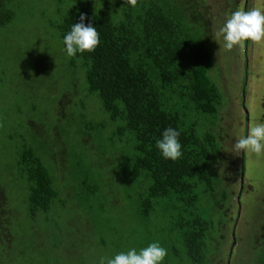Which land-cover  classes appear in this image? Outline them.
Segmentation results:
<instances>
[{
    "label": "trees",
    "instance_id": "16d2710c",
    "mask_svg": "<svg viewBox=\"0 0 264 264\" xmlns=\"http://www.w3.org/2000/svg\"><path fill=\"white\" fill-rule=\"evenodd\" d=\"M18 1L0 0V31L13 21ZM244 1L245 9L255 3ZM71 5L65 10L59 2L60 19L51 25L63 59L35 53L10 79L17 97L11 114L0 119L11 142L8 152L4 146L0 150V264L30 262L27 256L34 255L49 264L67 237L84 239L82 232L74 233L77 223L62 227L61 217L51 221L49 215L82 209V201L96 198L101 187L115 195L112 211L130 206L142 219L168 212V233L177 236L187 261L204 264L212 220L202 215L198 203L206 199L213 213L227 217L236 209L242 212L247 191L242 178L236 208L225 209L224 200L219 201L223 179L209 167L211 156L222 148L213 130L202 131L207 124L214 127L213 120L220 123L224 109L222 93L210 78L215 25L207 0H136L135 6L125 0H83L81 6ZM81 13L85 24L97 29L100 43L93 52L67 57L62 38ZM250 49H240L246 56L243 93L252 74ZM245 116L250 124L251 113ZM168 126L180 132L182 156L176 161L163 159L155 148ZM240 155L244 161L245 154ZM221 192L226 200L228 193ZM90 210H83L86 219ZM240 220L238 215L233 222ZM113 232L118 238L119 231ZM54 235V247L39 250V239L44 243ZM261 251L257 262L264 264ZM55 258L62 264V254Z\"/></svg>",
    "mask_w": 264,
    "mask_h": 264
},
{
    "label": "rangeland",
    "instance_id": "374dc122",
    "mask_svg": "<svg viewBox=\"0 0 264 264\" xmlns=\"http://www.w3.org/2000/svg\"><path fill=\"white\" fill-rule=\"evenodd\" d=\"M230 1L207 0L215 25L212 28L214 56L210 78L222 93L221 108L224 110L221 112L220 123L219 120H213L216 125L213 127L207 124V128L202 133L213 130L212 134L217 137V146L222 148L219 155L211 156L209 167L213 173L220 174L221 180L223 179V183L219 186V201L224 200L225 209L236 208L242 176L247 191L240 202L242 212L236 209V214H229L227 217L224 212L213 213L209 207L211 204L206 199L198 203L202 215L212 220L206 246L208 256L204 264H259L257 261L262 254L261 250L264 251V156L245 154V172L241 174L244 161L240 152L233 151V144L238 138L247 134L246 128L248 129L249 123L245 116L246 111L251 113L252 124L263 122L264 119V42L253 44L245 41L242 44L251 48L247 59L252 65L250 84L244 94L242 90L244 74H241L246 56L240 54L241 46L233 47L231 50L225 49L219 31L226 14L237 8H243L245 2L234 0L232 5ZM59 2L64 4L65 10H68V5L72 4L69 8H73L83 4V0H19L12 8L15 13L13 21L1 29L0 119L10 115L15 105L17 96L14 94L10 80L13 79L15 68L24 67L25 61H28L32 55L36 53L37 56L44 51L48 52L46 53L48 59L52 58L53 61L63 59L59 40L51 29L52 23L60 19L57 13ZM251 4L264 8V0H255V3ZM30 60H34V57ZM58 72L59 70L56 69L55 73ZM6 127L8 126L0 129V145H2L0 150L4 146L3 151L8 152L11 149V142L7 137L9 128ZM19 189L23 190L21 186ZM21 191L19 192L22 193ZM221 191L228 193L226 200L221 197ZM111 193L101 187L96 198L94 196L92 199L82 201V209L77 207L67 211L57 209L56 214L49 215L51 221H58L61 217L62 227H66L68 221L77 223L78 227L75 228L77 231L74 233L77 234L76 236H79L78 232L83 233L80 236L84 239L75 240V236L72 235L61 244L59 253L55 257L62 254V264H97L101 256L110 257L116 252L126 251L128 247L139 249L154 241H159L167 249L165 264H190L187 261L186 250L177 240V236L173 232L168 233L170 227L168 212L164 211L160 215L156 213L149 219H142L130 206L121 205L116 211H112L115 195ZM119 196L123 198L124 194L120 193ZM66 201L69 202L68 199ZM90 204L92 210L86 206ZM84 208L92 211L90 218L84 217ZM102 210L107 212L106 215ZM238 215L240 222H233ZM92 222L96 225L95 232H93L94 227L91 229ZM113 228L119 231L118 238L116 234L114 235ZM57 237L54 235L44 243L39 239L37 242L39 250L54 247L53 239ZM38 253L42 252L38 251ZM27 257L31 261L21 260L22 264H46L42 255ZM49 257V264H56V258L51 255Z\"/></svg>",
    "mask_w": 264,
    "mask_h": 264
},
{
    "label": "clouds",
    "instance_id": "9594fccd",
    "mask_svg": "<svg viewBox=\"0 0 264 264\" xmlns=\"http://www.w3.org/2000/svg\"><path fill=\"white\" fill-rule=\"evenodd\" d=\"M135 6L136 0H125ZM85 15L79 16V22L71 24L62 38L63 52L67 57L78 53L93 52L100 43L97 29L91 22L85 24ZM223 47L231 50L242 46L243 42L253 44L264 42V8L252 6L247 9L237 8L226 14L225 21L220 28ZM180 132L168 126L162 130L155 141V148L160 157L165 160L176 161L182 156V145L179 140ZM233 151L243 154L264 156V122L250 123L247 134L238 138L233 144ZM167 249L159 241L148 243L137 249L128 247L126 251H119L108 256H101L97 264H165Z\"/></svg>",
    "mask_w": 264,
    "mask_h": 264
},
{
    "label": "water",
    "instance_id": "95a60500",
    "mask_svg": "<svg viewBox=\"0 0 264 264\" xmlns=\"http://www.w3.org/2000/svg\"><path fill=\"white\" fill-rule=\"evenodd\" d=\"M243 178V177H242Z\"/></svg>",
    "mask_w": 264,
    "mask_h": 264
}]
</instances>
